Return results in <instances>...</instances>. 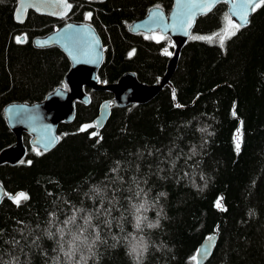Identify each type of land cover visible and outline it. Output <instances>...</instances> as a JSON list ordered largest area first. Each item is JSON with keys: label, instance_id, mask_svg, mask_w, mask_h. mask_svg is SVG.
<instances>
[{"label": "trees", "instance_id": "1", "mask_svg": "<svg viewBox=\"0 0 264 264\" xmlns=\"http://www.w3.org/2000/svg\"><path fill=\"white\" fill-rule=\"evenodd\" d=\"M68 1L61 18L28 9L17 21L16 0H0V150L15 142L6 104L39 101L67 87V55L54 44H33L67 20L87 22L99 34L102 83L131 71L151 84L166 69L174 51L170 36L128 26L150 7L168 11L173 0ZM227 8L220 0L197 17L169 80L149 100L119 106L109 90L84 86L89 102L75 101L74 118L58 124L52 148L31 145L23 131V157L0 164V264L13 258L16 264H54L57 226L74 213L73 231L88 215L99 229L88 264H132L125 255L131 202L145 195L155 205L148 217L162 208L166 219L158 229L136 233L148 241L144 264H197L196 249L213 232L215 246L202 264H264V4L245 25ZM231 31L221 46V36ZM104 100L110 114L97 127ZM85 235L92 238L91 227Z\"/></svg>", "mask_w": 264, "mask_h": 264}, {"label": "water", "instance_id": "2", "mask_svg": "<svg viewBox=\"0 0 264 264\" xmlns=\"http://www.w3.org/2000/svg\"><path fill=\"white\" fill-rule=\"evenodd\" d=\"M218 1L220 0H173L168 11L153 6L145 15L129 24L128 28L132 32L149 33L159 30L162 34L169 35L175 44L163 75L158 82L151 84L139 81L131 71L123 73L115 82H100L97 71L102 63L105 47L95 28L87 22L67 20L54 30L34 37V45H57L69 58L70 67L64 76L67 87L58 86L39 101L10 102L4 106L3 115L8 127L15 134V142L0 150V164L3 162L13 164L23 157L26 151L22 139L23 131L30 134L31 145L43 150L52 148L58 141L56 133L58 124L61 121L69 122L74 118L75 101L89 102V95L84 90V86L95 90H109L119 106L149 100L169 80L179 51L186 42L197 17L210 11ZM224 1L228 4V14L239 25L248 22L253 6L258 2V0ZM28 9L61 18L69 12L70 3L68 0H16L14 18L23 21ZM245 13L246 22L242 19ZM109 114V100H104L98 106L95 125L101 127ZM3 195L4 188L0 184V200ZM216 239L215 232L203 238L195 253L197 264H202L208 259ZM204 249H207V254L202 256L201 250Z\"/></svg>", "mask_w": 264, "mask_h": 264}, {"label": "clouds", "instance_id": "3", "mask_svg": "<svg viewBox=\"0 0 264 264\" xmlns=\"http://www.w3.org/2000/svg\"><path fill=\"white\" fill-rule=\"evenodd\" d=\"M200 131H207L208 135H212L210 131L206 128L200 129ZM195 187V186H193ZM142 191V189L140 190ZM139 195V192L137 193ZM160 195L167 196L165 192H161ZM155 205L147 199L146 195L139 203L131 202L132 208V229L133 231L125 237L126 247L125 255L128 256L132 264H144L146 254L148 252V241L141 235L137 237V232H142L144 228L155 230L161 227V219L166 217L163 216V209L157 210L156 218L150 219L147 215ZM55 214H50V218H54ZM75 213L73 216L64 222V227L57 226V235L59 239L56 241L60 246L59 255L54 258V264H60V256L62 255L65 259L63 264H88V260L95 257V252L93 249L96 246V242L101 239L99 234V229L92 224L93 217L88 215L84 218L83 227L78 226V231H73L70 227L71 223L75 221ZM105 223L111 226V220L106 219ZM88 227L92 228L94 235L91 239L85 235ZM67 229V233L66 230ZM68 235V239L65 240V235ZM46 237L49 240L53 239V233L51 231H46ZM115 238V237H114ZM65 244L67 247H65ZM81 248L86 249L81 251ZM79 255V259L76 256ZM99 259L98 257L96 258ZM8 264H16L15 258L10 260Z\"/></svg>", "mask_w": 264, "mask_h": 264}, {"label": "snow or ice", "instance_id": "4", "mask_svg": "<svg viewBox=\"0 0 264 264\" xmlns=\"http://www.w3.org/2000/svg\"><path fill=\"white\" fill-rule=\"evenodd\" d=\"M249 2H251V0H249ZM262 4H264V0H258V3H256V4L253 6V9H252V10L254 11L255 8L260 7ZM17 18L19 19V17H17ZM242 19H244L245 22H246V13L242 16ZM229 24H230V27L235 28L234 25H231V22H229ZM234 34H235V32H234V31H231V32L226 33V35L221 36V38H220L221 46H223L224 39H226L227 36L234 35ZM17 42H18V43L21 42V41L19 40V38H17ZM165 54H166V55H170V53H168V52H165ZM233 115H235V113H233ZM81 130L83 131L84 129H81ZM236 150L239 151V143H237V145H236ZM23 198L26 199L27 197L24 196ZM217 206H220V205H219V201L217 202ZM206 254H207V249L201 250V255H202V256H203V255H206ZM193 259H195V257H193Z\"/></svg>", "mask_w": 264, "mask_h": 264}, {"label": "bare ground", "instance_id": "5", "mask_svg": "<svg viewBox=\"0 0 264 264\" xmlns=\"http://www.w3.org/2000/svg\"><path fill=\"white\" fill-rule=\"evenodd\" d=\"M185 44V43H184ZM174 47H175V44L173 43ZM180 52V51H179ZM173 54V53H172ZM172 56V55H171ZM169 60V59H168ZM162 88V87H161Z\"/></svg>", "mask_w": 264, "mask_h": 264}, {"label": "rangeland", "instance_id": "6", "mask_svg": "<svg viewBox=\"0 0 264 264\" xmlns=\"http://www.w3.org/2000/svg\"><path fill=\"white\" fill-rule=\"evenodd\" d=\"M168 53H170V54H171V52H170V51H168Z\"/></svg>", "mask_w": 264, "mask_h": 264}]
</instances>
